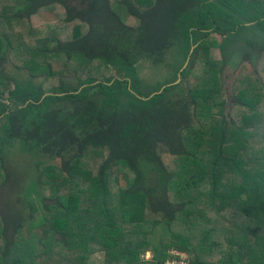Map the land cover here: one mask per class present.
Listing matches in <instances>:
<instances>
[{"label":"trees","instance_id":"obj_1","mask_svg":"<svg viewBox=\"0 0 264 264\" xmlns=\"http://www.w3.org/2000/svg\"><path fill=\"white\" fill-rule=\"evenodd\" d=\"M262 51L264 0H0V264H264Z\"/></svg>","mask_w":264,"mask_h":264},{"label":"rangeland","instance_id":"obj_2","mask_svg":"<svg viewBox=\"0 0 264 264\" xmlns=\"http://www.w3.org/2000/svg\"><path fill=\"white\" fill-rule=\"evenodd\" d=\"M2 3L8 7L9 13L13 14V9L15 7V3L14 2H5L2 1ZM60 18L59 13L57 11L51 12V13H39L36 16H33L30 20L28 21H23L20 22V24L17 26V23L15 22L14 24H11L10 26L8 25V28L12 31V40L13 43L15 44H22L26 42V38L28 37L29 34V30L30 28H40L49 24H54L56 23L57 19ZM135 40V37L133 38ZM133 44V43H132ZM176 51L174 50V48H170L168 50H166L164 53L161 54L160 57L158 56H149L148 54H143L140 56V59H138V67L136 69L139 70V72L141 73V77L142 80L144 81V83H153L155 84L158 80L160 81V84H163L167 79H169L167 75L170 74L171 69H168L165 66H159L158 64L154 65V67L151 65L152 63H150L149 60L146 59H151L153 61H158L160 62V60L164 63L170 64L173 63L176 60ZM188 64V63H187ZM255 65H253L252 62L249 61H240L237 69L234 71L232 70H228V73H226V77H225V90H232V86L234 83L235 78L238 76L239 72L241 69L245 68L247 70L248 73L252 74L253 76H255L256 78H259L260 81L264 84V51H262V54H260V58L258 59V61L256 62V68L254 70ZM10 69H12L13 71H11ZM6 70L9 72L11 71V73H16L18 74L20 71H18L12 64H9L6 67ZM254 70V72H253ZM149 81V82H148ZM181 81V80H180ZM178 81V83L180 82ZM177 83V84H178ZM144 84V85H145ZM146 86V85H145ZM166 87H163L162 90H165ZM187 91V90H186ZM232 96L228 95L227 96V105L228 108L229 106L232 104ZM158 152L160 154H163L166 152V149L164 146L159 145L158 146ZM13 164H18V163H22L24 164V162H26V166H29V164L31 163V159L29 157V155H25L21 157L18 156V158L16 159L15 157H13ZM20 160V161H19ZM127 183H128V179L125 176H122L119 180V187L122 188H126L127 187ZM230 216V214H229ZM229 216L227 217V219H230ZM237 219V218H236ZM235 219V220H236ZM237 221V220H236ZM184 255V254H183ZM145 259L150 260L152 258V253H147L144 256ZM103 259V255L100 253L97 254H93L91 256V261L94 263H100L102 262Z\"/></svg>","mask_w":264,"mask_h":264},{"label":"built area","instance_id":"obj_3","mask_svg":"<svg viewBox=\"0 0 264 264\" xmlns=\"http://www.w3.org/2000/svg\"><path fill=\"white\" fill-rule=\"evenodd\" d=\"M181 256H182V259L180 261H169V262H167V264H188L185 260L186 256L182 255V254H181Z\"/></svg>","mask_w":264,"mask_h":264}]
</instances>
